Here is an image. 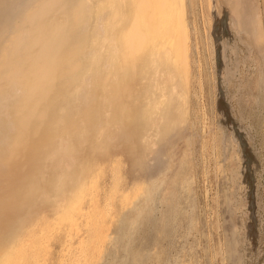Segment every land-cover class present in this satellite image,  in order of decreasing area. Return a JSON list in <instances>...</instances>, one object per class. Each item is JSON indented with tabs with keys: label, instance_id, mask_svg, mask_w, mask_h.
Here are the masks:
<instances>
[{
	"label": "rangeland",
	"instance_id": "1",
	"mask_svg": "<svg viewBox=\"0 0 264 264\" xmlns=\"http://www.w3.org/2000/svg\"><path fill=\"white\" fill-rule=\"evenodd\" d=\"M53 1L54 3L49 4L54 6L51 7L52 14L50 10V15H47L48 25L50 22V25L54 24V21H51L53 17L56 22L63 17L64 0ZM73 1L69 0L70 3ZM76 1L84 6L80 14V31L86 30L87 33L85 31L82 33L88 34V42L91 44L94 41L91 37L92 29L95 27L100 29L101 24L93 17L87 16L89 10H94L101 0L98 3L97 0ZM45 2L47 3V0L42 2L41 0H0V4L6 7L3 13L4 21L2 20L0 26V40L8 41L13 26L21 22V16L23 18L30 10L32 14L38 8L47 6L48 3ZM227 2V0H185L190 30V103L187 104L189 116L186 126L178 132L172 142L164 144L161 135L156 131L159 121L156 117L159 112L158 107L162 105L156 106L153 120L146 124L142 132L140 131L143 136L139 133L131 139L129 120L132 117L130 109L134 103L133 96L146 82L140 80L139 76L135 84H133L134 79L126 81L124 93L126 109L122 114L120 125L108 124V127L103 128L104 130L99 129L100 125L96 128V125L92 135L83 138L82 141L79 140L80 137L76 138L75 148L77 147L76 150L80 153L77 162H85V157L89 156L93 163L92 157L95 155L107 157V153L116 155L113 158L122 162L121 192L128 186L129 179L139 173L135 166L136 161L144 160L152 164L156 152H163L166 148L171 156L167 167H163L160 163L155 166L152 179L144 186L140 196L130 199L133 201L130 202L131 204L128 202L121 206L118 200H113L111 208L113 212L105 225L115 240L107 241L103 245L100 261L98 260L97 264H264V54H262L264 43L261 44L262 49L254 44L247 20L243 24V30L236 28L230 3ZM249 2L255 4L256 8L252 6L253 3L251 7L255 10L258 8L264 19L262 13L264 0H248V7ZM11 13H15V16ZM19 14L20 18H18ZM8 15L14 20H9ZM72 16L76 17L73 14ZM85 21H87L86 27L83 25ZM18 36L19 34H15L14 38ZM92 43V45L96 44ZM2 44L4 43H0V55L4 47ZM98 46L100 44L97 45V49L101 51L105 48L102 43L100 47ZM14 85L8 90L5 89L6 97L2 98L7 99L15 94ZM166 87L162 91L169 94L170 86ZM87 88L85 81L79 85L76 80L72 81L68 88L63 86L65 104L60 109L56 107L53 114L51 111L46 114L45 122L49 121L52 115L51 120L55 123L58 114L62 116L65 111L69 112L70 117H73L72 120L76 118L73 120L75 127H71L69 132L77 136L81 129L79 114L87 106ZM149 89L154 92L156 90L155 94H151V98L162 101L165 99L158 95L159 90L156 88L152 89L149 85ZM17 90L19 91L16 92V96L14 95L15 98L11 97L13 101L20 96L18 94H21V89L17 87ZM142 94L145 93L142 91L139 95ZM11 98L7 99L9 101L0 100L1 105L3 104L0 107L3 115L0 114L2 116L0 119L3 120L0 122L4 123H0V131H3L1 128L3 127L6 129L4 133L9 129L8 132L11 130L9 133L14 134L10 126L12 116L9 115L12 111ZM143 100L139 98L140 104L145 103L146 100ZM6 102L11 103L8 106ZM5 107L7 108L3 110ZM3 111L9 112V116L5 112L2 113ZM104 115L106 116L105 109L101 117H105ZM76 123L78 126L75 125ZM45 125L46 123H42L39 128L41 133L35 134L28 142L30 149V145L35 140H41ZM123 133H127V137ZM13 134L9 136L12 137ZM71 134L67 137L64 134L55 138V149L53 148L52 154L43 160L41 166L42 174L39 176L41 183H47L46 180L50 177L56 178L59 174L66 173L68 167L65 166L68 160L64 156L66 153L63 152V147L73 145L75 137L72 135L74 139L70 138ZM7 139L10 138L6 137ZM8 140L4 144L2 141V144L0 143L2 146L0 158L8 157V151H5L9 149ZM160 142L162 143L159 144ZM29 147L16 158L10 159L12 160L10 163L4 165L3 160L0 163V241L3 240L4 230L9 223V217L6 215L8 202L13 200L14 205L15 202L19 203L18 198L14 199L10 193L16 186L15 181L21 173L24 155L28 150L30 151ZM133 156L136 159H133ZM108 163L109 160L106 159L101 165L103 169L99 174L100 179L98 178L101 189L98 190L97 200L101 205L111 180ZM77 165H73V168H77ZM48 194L40 190L36 198L37 202L45 198V202H42L45 203L42 205H46L43 208L45 212L43 218L48 220L43 221L42 218L41 226L52 222L54 217L52 204H49L51 200L47 198ZM29 212L31 213L24 215L30 217L31 214H35L31 209ZM23 213L25 211L21 214ZM13 218L14 221L10 223L12 229L18 226L17 216L13 215ZM64 228L65 226H61L53 230L54 235L48 240V264H58V257L66 245L62 240L68 239L63 235L66 232ZM72 234V241L77 240L79 235L82 236V230L76 232L74 229Z\"/></svg>",
	"mask_w": 264,
	"mask_h": 264
},
{
	"label": "bare ground",
	"instance_id": "2",
	"mask_svg": "<svg viewBox=\"0 0 264 264\" xmlns=\"http://www.w3.org/2000/svg\"><path fill=\"white\" fill-rule=\"evenodd\" d=\"M227 1L230 3L231 15L236 28L243 30V24L247 20L254 44L261 48V44L264 43L262 42L264 41V24H262L264 19H262L258 8L255 10L256 6L253 2H249L250 6L248 7V0ZM70 2L64 0L63 17L56 22L55 17L52 16L53 20L51 21H54V24L51 25L50 19L48 25L47 15L52 14L53 9L51 10V7L54 5L49 4L54 3L53 0H47V6L38 8L32 14H30L31 10L29 9L30 15L24 14V16L22 14L23 18L20 14L19 17L17 15L18 18L21 16V22L13 26L8 41L0 40V43H4L0 55V100L3 101L4 99L5 101L14 95L16 96V92L19 91L17 87L21 89L18 98L14 101L12 100L13 97L11 98V113L9 110H7L9 112H2L12 116L10 120L13 125L10 121V126H12L11 129H13L14 134L13 132L9 133L11 130L8 132V128L4 133L3 131L6 129L1 127L3 131H0L2 132V134L0 133L2 136L0 143L1 141L3 144L6 143L8 140L6 137H9L11 141L8 140L9 147L7 148L9 149L5 150L8 151V159L1 157L0 163L1 160L4 161L2 162L4 165L10 163L12 161L10 159L16 158L18 154L29 147L28 142L32 140L35 134L41 133L39 131L40 125L46 123L41 140H35L30 145L31 149L29 147L30 151L28 150V153L24 155L21 173L15 181V188L10 193L14 199L18 198L19 203L15 202L14 205L13 200L8 202L6 215L9 217V223L4 230L3 240L0 241V264H48V240L54 235L52 232L61 226H65L66 232L64 231L63 235L68 239L62 240L66 245L63 252L60 251L61 254L57 263L97 264L101 257L103 245L107 241L115 240L105 225L106 220L110 219L113 212L111 211L113 200H118L121 206L128 204V202L132 203L133 201L130 199L140 196L144 186L152 179L155 166L160 163L163 167H167L171 160L167 148H164L163 152H156L152 164H148L144 160L136 161L135 166L139 173L135 174L136 176H131L128 186L121 192L122 162L120 163L113 158L116 155L113 156L108 153L109 157L107 155V157L95 155L92 157L94 158L93 163L89 156L85 157V162L76 161L80 155L76 150L77 147L75 148V141L78 137L82 141L83 138L92 135L96 125V128L100 125L99 129L108 127V124L118 123L120 125L123 118L122 114L126 109L124 93L127 79L129 81L134 79L133 84H135V80H138V76L141 78L140 80L146 81L142 89L140 88L141 90L133 96L134 103L130 109L132 117L129 120L131 139H134L140 131L142 132V129H145L146 124L153 120L158 105H162V107H158L159 112L156 117L159 121L157 120L156 131L161 135L164 144L172 142L178 132L186 126L188 120L190 30L186 17L185 0H101L94 10H89L87 16L93 17L101 24V30L96 27V29H92L91 37L94 40L92 42L96 43L95 45H92V42L89 44L88 34L82 33L86 30L80 31V14L84 6L75 0ZM252 3L255 8L251 7ZM12 9L14 8L12 7ZM4 11H6V7L0 4V26L3 23L2 20L4 21ZM14 14L11 13V15ZM72 14L76 17L74 18ZM11 15H8V18L13 21ZM48 18L50 17L48 16ZM86 23L87 21L83 22L84 27H86ZM6 24H8L7 21ZM15 34H19L18 38H14ZM101 43L105 45L103 51L97 49V45L100 44L101 46ZM74 80L79 85L85 81L88 86L86 89L87 106L79 114L81 129L77 136L69 132L71 127H75L73 120L76 119L72 120L73 117H70L69 112L65 111L62 116L58 114V120L54 117L55 123L51 120L52 115L50 120L45 122L46 114H49L50 111L53 114L56 107L59 109L63 107L66 99L62 88L63 86L68 88V85ZM151 82L153 84H150ZM13 85L16 88L15 94L12 88V91H9L13 92L14 95H9L10 98L7 99L2 98L3 96L6 97L5 92ZM149 85L152 86V89L159 90L158 95L165 99L162 101L151 98V94H155L156 90L154 89L155 92L150 91ZM167 85L170 86L169 94L162 91L167 88ZM6 88L7 90H5ZM142 91L145 94L141 96L139 94ZM145 97V103L140 104L139 98L143 100ZM2 105L0 102V107ZM104 109L106 116L101 117ZM1 124H4L3 121ZM77 124L75 125L78 126ZM72 130L74 131V129ZM73 131L71 132L73 133ZM9 134H13L12 137ZM64 134L66 137L69 134H71L70 138L72 135L75 137V139L72 137L74 139L72 146L63 147V152L66 153L64 156L68 160L65 166L68 167L67 171L65 174L54 177L55 180L50 177L46 180L47 183H41L39 176L42 174L43 160L52 154L55 138ZM123 134L127 137V133ZM141 135L143 136V134ZM5 146L4 148H6ZM0 147L2 146L0 145ZM119 153L117 154L119 155ZM4 157L6 156L4 155ZM102 157L103 159H100ZM104 158L109 160L111 180L109 188L105 192L103 205H101L97 200V193L101 189L98 178L103 169L101 165L106 161ZM73 165H77V168H73ZM69 168L71 170H68ZM40 190L49 193L47 198L51 200L49 204H52L54 211L53 223L48 221L50 223L42 224L43 226L40 224L46 220L43 218L45 213L43 208L46 205H42L45 204L42 203L45 202V198L43 201H36ZM30 209L35 214H31L29 217L27 213H31L29 212ZM23 211L25 213L21 214ZM13 215L17 216L16 223L18 225L15 224L17 227L14 229L11 227L14 221ZM40 221L42 222L40 223ZM74 229L76 232L82 230V236L79 235L77 240L72 241Z\"/></svg>",
	"mask_w": 264,
	"mask_h": 264
}]
</instances>
